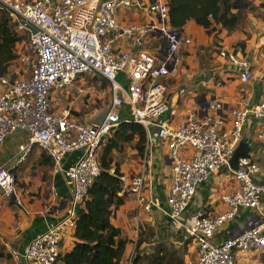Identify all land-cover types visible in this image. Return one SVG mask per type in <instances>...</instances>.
<instances>
[{
  "label": "built area",
  "instance_id": "1",
  "mask_svg": "<svg viewBox=\"0 0 264 264\" xmlns=\"http://www.w3.org/2000/svg\"><path fill=\"white\" fill-rule=\"evenodd\" d=\"M136 0H0V8L10 11L18 32L28 36V53L19 57L22 75L0 76V148L16 132L28 134L29 141L20 148L25 159L39 146L59 166L71 152L82 151L79 161L65 172L72 186L71 214L56 226L37 236L24 257L37 264H59L62 242L76 227L77 205H83L95 180L102 174L101 152L112 133L124 122L121 111L127 109V122L143 126L147 133L158 128V136L168 143L173 164L172 186L167 200L169 216L178 221L194 199L198 186L219 170L233 171L238 188L222 197L227 212L215 217L198 213L191 229L199 248L198 259L190 264H235L238 253L255 252L264 258V228H251L221 246L210 239L241 209H258L264 184L254 181L259 167L249 156L231 160L241 141L245 122L252 114L264 122V101L253 106L247 97L230 111L229 120L209 115L190 114L182 125L173 126L162 117L175 116L168 94L169 78L180 65V52L192 39L181 28L169 23L167 0H148L153 16L146 24L123 25L117 12L133 8ZM31 28L35 30L32 32ZM159 40V41H158ZM127 48L122 47V43ZM158 44V48L153 47ZM221 57L241 72V80L252 78L249 61L216 46ZM26 71V72H25ZM3 72L0 69V73ZM25 74V76H23ZM86 77L100 78L110 88V101L103 120L85 125L62 107L57 100ZM123 79L125 83L120 82ZM214 108L221 109V104ZM264 138V127L259 133ZM148 148V147H147ZM148 152V150L146 149ZM147 156L140 175H120L126 192L136 196L139 206L150 212L145 197ZM111 173H115L112 169ZM3 195L15 198L18 206L16 176L0 165ZM125 191V189H124Z\"/></svg>",
  "mask_w": 264,
  "mask_h": 264
},
{
  "label": "crops",
  "instance_id": "2",
  "mask_svg": "<svg viewBox=\"0 0 264 264\" xmlns=\"http://www.w3.org/2000/svg\"><path fill=\"white\" fill-rule=\"evenodd\" d=\"M250 1L258 9L249 13L246 22L236 31L222 29L214 37L194 21L181 29L185 36L192 39V43L181 50L180 65L168 81L169 103L175 116H164L161 121L169 120L177 127L186 122L192 113L199 118L223 116L229 120L224 130L228 133L231 125L229 113L240 106L243 98L248 97L253 106L264 101V0ZM116 16L123 25L146 24L153 18L148 12V0H136L133 8L119 10ZM217 44L249 61L252 76L249 82H243L241 72L220 56ZM23 46V43L17 44L18 55L22 53ZM122 47L127 48L125 42ZM19 66L16 73L12 68L6 71L1 68L2 76L22 75L24 69ZM120 82L125 83L122 78ZM80 83L81 80L77 81L57 101H62V105L65 103L64 108L70 105L72 116L79 122L85 125L99 123L107 113L108 101L100 111L91 110L92 97L87 100L89 106L83 108L77 105L82 92ZM217 104H221L222 108H214ZM121 114L124 121L130 120L126 108ZM263 127L262 120L249 114L238 145L243 143L248 151L245 156L251 157L259 167L254 178L257 184H264V138L259 136ZM28 141V134L16 132L0 148V165L12 169L15 174L17 195L21 201L18 206L15 198L4 196L0 188V264H37L24 257L29 245L37 236L65 220L73 209L72 186L65 178V172L79 161L83 152L68 153L56 166L47 152L34 146L21 160L23 153L20 148ZM136 143L127 144L121 152L114 151L110 155L114 160L113 168H118L121 175L130 178L140 175L146 156L150 161L145 192L150 212L145 211L143 205L139 206L136 196L126 192L127 184H122L123 191L120 192L123 204L113 207L112 223L120 229L121 239L128 241L122 263L134 264L136 260V264H153L157 258L159 264L196 262L199 248L192 239L191 229L199 212L212 217L227 212L228 207L222 197L238 188L233 171L223 168L201 183L181 218L174 221L169 216L167 204L173 175L168 143L158 136L155 126L147 134L143 155L138 152ZM83 206H76V215ZM258 226L264 228V194L260 196L258 209L239 210L210 242L213 246H221ZM74 244V235L69 232L61 245L62 254L70 252ZM137 256L140 258L136 259ZM235 264H264V258L255 252L238 253Z\"/></svg>",
  "mask_w": 264,
  "mask_h": 264
},
{
  "label": "trees",
  "instance_id": "3",
  "mask_svg": "<svg viewBox=\"0 0 264 264\" xmlns=\"http://www.w3.org/2000/svg\"><path fill=\"white\" fill-rule=\"evenodd\" d=\"M169 23L183 28L190 21L204 28L208 35L222 30L236 31L246 22L248 14L258 9L250 0H167ZM260 7H263L261 5ZM23 35L10 11L0 8V69L9 68L19 55L18 43ZM28 36H26L27 38ZM218 46V44H217ZM147 130L134 122H122L107 140L101 154L103 172L92 185L89 197L76 216L73 235L75 244L70 252L62 254L59 264H123L128 241L121 239V231L112 223L113 207L123 204L120 171L113 168L112 152H121L125 145L136 142L143 155L147 143ZM46 152V151H44ZM114 169L115 173H111ZM140 241V240H139ZM140 257L137 256L136 259ZM158 258L153 264H159ZM136 264V260H134Z\"/></svg>",
  "mask_w": 264,
  "mask_h": 264
},
{
  "label": "rangeland",
  "instance_id": "4",
  "mask_svg": "<svg viewBox=\"0 0 264 264\" xmlns=\"http://www.w3.org/2000/svg\"><path fill=\"white\" fill-rule=\"evenodd\" d=\"M260 16L263 17L262 14H260ZM23 37H24L23 38L24 46L22 47L23 48L22 53L19 55V57L23 54L29 55L28 49H26L27 44H28V37L26 38V36H24V35H23ZM157 48H158V44H156L153 47V50H156ZM19 65H20V63L14 62L9 68H12L13 71H15V73H16V72H19L18 71L20 68ZM11 72H12V70H11ZM79 85H80V90L82 92H81V95L78 97L80 100L77 103V105L83 106V108L85 106H89L90 103L87 102V100H89V98L92 97L93 102H91V105H90V106H92L91 110L100 111V109H102V107L105 106V102L109 101V95H110L109 86L106 82L101 81L99 78H92V77L83 78ZM68 106L70 108V105H68ZM72 111H74V110H72ZM82 112H84V110H82Z\"/></svg>",
  "mask_w": 264,
  "mask_h": 264
},
{
  "label": "water",
  "instance_id": "5",
  "mask_svg": "<svg viewBox=\"0 0 264 264\" xmlns=\"http://www.w3.org/2000/svg\"><path fill=\"white\" fill-rule=\"evenodd\" d=\"M32 32H35V30L33 28H31ZM7 68H4V71H6ZM0 75L2 76V73H0ZM248 151L247 149L244 147L243 143L236 149L234 156L231 160V168L232 169H237L238 164L237 161L240 157L247 155Z\"/></svg>",
  "mask_w": 264,
  "mask_h": 264
}]
</instances>
